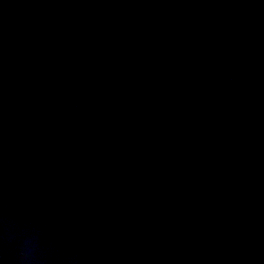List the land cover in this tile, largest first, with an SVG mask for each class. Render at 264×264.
Here are the masks:
<instances>
[{"label":"water","instance_id":"95a60500","mask_svg":"<svg viewBox=\"0 0 264 264\" xmlns=\"http://www.w3.org/2000/svg\"><path fill=\"white\" fill-rule=\"evenodd\" d=\"M0 264H264V0H0Z\"/></svg>","mask_w":264,"mask_h":264}]
</instances>
